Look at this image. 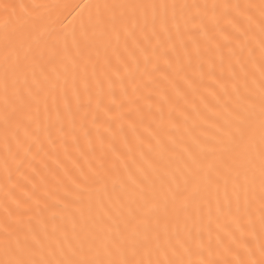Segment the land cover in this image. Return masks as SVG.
Instances as JSON below:
<instances>
[{"label": "snow or ice", "instance_id": "obj_1", "mask_svg": "<svg viewBox=\"0 0 264 264\" xmlns=\"http://www.w3.org/2000/svg\"><path fill=\"white\" fill-rule=\"evenodd\" d=\"M0 264H264V0H0Z\"/></svg>", "mask_w": 264, "mask_h": 264}, {"label": "bare ground", "instance_id": "obj_2", "mask_svg": "<svg viewBox=\"0 0 264 264\" xmlns=\"http://www.w3.org/2000/svg\"><path fill=\"white\" fill-rule=\"evenodd\" d=\"M4 2H18V0H4Z\"/></svg>", "mask_w": 264, "mask_h": 264}]
</instances>
